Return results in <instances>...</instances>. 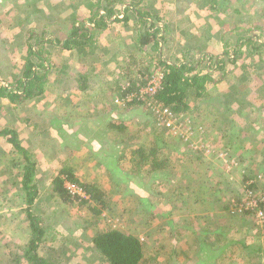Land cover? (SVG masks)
I'll return each mask as SVG.
<instances>
[{"label":"rangeland","instance_id":"obj_1","mask_svg":"<svg viewBox=\"0 0 264 264\" xmlns=\"http://www.w3.org/2000/svg\"><path fill=\"white\" fill-rule=\"evenodd\" d=\"M66 1L0 0V78L6 84L22 76L27 47L19 40L20 30L39 23H46L53 29L57 26L55 18L58 15L65 17L62 20L67 26L71 25L67 16L75 10L73 6L68 8ZM142 1L160 11L174 27L172 33L177 34L176 38L183 35L182 42L187 43L186 32L197 36L195 43L205 41L200 44H204L206 52L220 50L219 35L224 27H230L233 19L241 18L248 21V25L264 23V0H224L226 9L218 14L210 10L209 0ZM135 2L138 0H126L127 5ZM56 3L59 5L55 6ZM236 8L241 9L242 14H236ZM96 34L98 46L90 47L91 50L55 48L57 53L51 60L52 70L47 76L49 89L45 95L27 100L15 112L0 103V128L9 124L18 130L23 145L34 151L38 160L39 195L35 208L45 219L48 230L40 253L52 257L54 252L53 261L57 264H106L92 238L98 231L120 229L143 241L145 257L150 262L154 259L153 264L165 261L167 264H264V252L257 251L259 246L264 250V223L251 214L239 212L233 205V199L243 196L245 186L241 183V174L246 171L256 177L252 179L258 185L256 192L264 194V70L261 69L259 75L249 67L250 60L239 62L236 74L244 86H239L241 90L233 94L252 104L241 112L238 104L226 106L229 97L226 93L238 89V86L231 88L232 79L219 83L207 99L189 100L190 108L186 112L194 118L196 127L211 128L214 133L206 129V135L214 147L216 144L218 150L229 149L226 151L239 162L238 157L243 158V164L229 168L224 162L209 160L202 150H190L200 141V136L170 138L168 131L167 134L157 129L143 106L115 104V97L106 83L112 85L119 78V74L111 72L118 69L120 54H141L128 25L113 23L97 30ZM49 47L54 49L52 45ZM111 53L116 54L109 55ZM94 54L97 72L103 71L97 84L104 90L96 88L83 93L76 88V73L87 70L89 63L85 57ZM150 69L155 75L159 68L153 64ZM103 110L108 114L99 115ZM98 116L105 118L99 130H107L108 122H115L120 131L95 134L97 129L92 132ZM161 133L174 147L171 155L177 164L176 172L166 176H125L121 167L130 168L132 147L151 144ZM184 133V130L179 131L181 135ZM121 139L128 146L124 147ZM201 159L206 161L205 165ZM209 164L215 169L213 173H206ZM64 167L73 168L80 181L100 188L106 203H81L78 198L70 203L61 202L58 195H53L52 183L57 176L65 177ZM191 169L197 170L193 174L196 182L190 183L187 192L180 186L190 182L186 174ZM23 170L21 155L1 137L0 264H29L23 257L30 239L26 205L21 195ZM208 179L212 180L204 187ZM204 188H214L216 199L206 207L199 202L195 205L197 212L191 215V200H187V196L192 189L196 195V191H205ZM226 204L228 209L224 207ZM92 207L100 212L95 213ZM205 230H209L206 240L218 246L201 252L197 244L194 245L195 240L191 242L192 233L203 238L208 234Z\"/></svg>","mask_w":264,"mask_h":264},{"label":"trees","instance_id":"obj_2","mask_svg":"<svg viewBox=\"0 0 264 264\" xmlns=\"http://www.w3.org/2000/svg\"><path fill=\"white\" fill-rule=\"evenodd\" d=\"M223 1L209 0L210 10L215 14L224 13L226 7ZM66 2L68 8L73 6L75 10L73 14L67 16L70 17L71 25L67 26L62 20L65 17L61 18L58 15L55 18V20L58 19L56 22L58 27L53 26V29L46 23H39V25L27 29L24 27V31L23 29L20 30L21 37L19 40L27 47L22 76L15 79L11 84H6L0 78V103H3L7 110L15 112V109L22 107L27 100L35 99L38 95H45L46 89H49L47 76L52 70L51 60L57 53L55 48L82 51L91 50L90 47L96 48L98 46L96 31L112 26L113 23L131 27L137 50L141 54V56H136V54H132L133 52L131 55L121 53L117 63L118 69L111 72L113 75L119 74V78L112 85L109 82L106 83L115 97L117 106L124 107L131 104L143 106L140 101L137 102V95L140 88L153 77V71L150 69L153 64L163 73L162 87L157 91L155 99L175 112L190 115L186 111L190 108L189 100L191 98L207 99V96H211L217 90L219 83L229 79L234 80L231 88L238 86V89H233L232 93H226L229 96L226 106L238 104L239 112L246 106H252V104L246 103L248 101H243L240 97L238 98V95L233 94L241 90L239 86H244V82L236 74V71L239 62L247 59L250 60L249 67L254 68L256 74L260 75V70H264V23L248 25V21H242L241 18L233 19L230 22V27H224L219 35L220 50L206 52L203 47L204 44H200L205 43V41L195 43L194 40L197 36L194 33L186 32L187 43L180 40L183 39V35L176 38L177 34L172 33L174 27L149 2L138 0V3L135 2L130 5H127L126 0H67ZM58 5L56 3L55 6ZM123 5L126 6L121 8ZM82 12H85L86 15ZM234 12L242 14V10L239 8H236ZM132 19L134 22L130 26ZM64 24L65 27H60ZM230 34L232 37L228 36ZM190 41L191 44L188 43ZM51 45L54 47L53 50L49 47ZM115 54L109 55L115 56ZM85 58L89 67L86 71L76 73L78 83L76 88L83 93H89L90 90L96 88L104 90L102 86L97 84V79L103 74L102 70L97 72L99 68L94 61L97 56L94 54ZM237 82L240 85H237ZM67 99L69 100V98ZM143 107L151 114L157 129L168 134L167 127L158 124L156 115L146 106ZM230 110L227 108V111L230 112ZM104 111L99 112V115L108 114ZM85 115L88 116V113ZM89 115L91 114L89 113ZM92 115L94 116L93 113ZM104 120L105 118L98 116V119L93 122L96 125L91 128L92 132L97 129L95 134L109 130L120 131V127L115 122H108L109 129L99 130L100 127H103ZM4 125L5 127L0 128V138H6L24 161L21 195L26 205L25 211L29 220L30 239L27 241V249L24 251L23 257L27 259L29 264H57L53 261L54 252L52 257L40 253L48 230L45 227V219H42L35 208L39 195V187L36 183L39 170L38 160L34 151L23 145L18 130L8 126L9 124ZM206 129L211 134L214 133L211 132L210 127ZM77 132L74 134L77 135ZM169 135L170 138L175 139L170 133ZM122 143L124 147L128 146L123 139H121ZM172 146L166 142L164 134L161 133L156 136V140L151 144H137L132 147L129 157L130 168L126 170L121 167L124 175L127 177L131 175L166 176L176 172L177 164L171 155L174 148ZM167 148L171 149L167 151ZM222 150L229 149L222 148ZM238 158L240 159L239 164H241L242 158ZM201 161L205 165L206 161L203 159ZM196 172V169L188 170L186 176L190 182L181 185L180 188L187 192L190 191V183L196 182L193 175ZM62 173L66 179L80 184L89 195V198L78 197L81 203L91 204L92 201L100 204L106 203L104 192L95 185L80 181L73 168L64 167ZM254 176L247 171L242 173L241 183L243 187H250L257 191L256 181L247 184L249 180L256 179ZM65 177L57 176L53 180L52 190L53 195H58L61 202L70 203L74 199L64 186ZM210 181L207 180L206 183H203L204 187L209 185ZM198 195V191H196V195L189 193L187 200ZM89 206L91 208V205ZM224 207L228 209L229 205L226 204ZM92 209L95 210V213L100 212L96 207H92ZM92 240L106 264H153L154 259L150 262L145 257V244L133 234L120 229H105L98 231ZM258 250L264 252L260 246L257 248ZM164 264H167V261Z\"/></svg>","mask_w":264,"mask_h":264},{"label":"built area","instance_id":"obj_3","mask_svg":"<svg viewBox=\"0 0 264 264\" xmlns=\"http://www.w3.org/2000/svg\"><path fill=\"white\" fill-rule=\"evenodd\" d=\"M162 80L163 73L158 69L157 73L140 88L137 102L140 101L143 106L151 110L156 115L158 124L167 127V131L175 138L180 136L179 139H182L186 135L200 136V141L192 145L190 150H202V154L209 157V159L214 158L221 163L224 162L229 168L238 166V159L232 157L225 150H218L216 144L214 147L212 141L206 135V129L203 126L196 127L197 123L194 122L192 116L184 115L178 111L175 112L155 99L157 91L162 87ZM182 130L185 131L183 135L179 134V131ZM194 130L197 132H194ZM252 182L251 179L247 184ZM64 186L74 199L78 197L89 198L85 189L78 183L65 179ZM233 205L238 208L239 212L251 214L257 218L258 222L264 223V194L257 193L253 188L244 187L243 196L239 200L233 199Z\"/></svg>","mask_w":264,"mask_h":264},{"label":"crops","instance_id":"obj_4","mask_svg":"<svg viewBox=\"0 0 264 264\" xmlns=\"http://www.w3.org/2000/svg\"><path fill=\"white\" fill-rule=\"evenodd\" d=\"M84 118H85V116H84ZM84 120L85 119H82V122H84ZM70 130V129H69ZM240 156L242 157L243 156V154H240ZM210 160V159H209ZM242 164H243V158H242ZM210 165V164H209ZM213 167H211V165L210 166H208L207 167V170H206V173H213V171L215 170H213L212 169ZM215 168V167H214ZM212 179H213V177H212ZM212 179H208V180H212ZM193 190L194 189H192L191 190V193L193 192ZM204 190L205 191H198L199 193L200 192H202V193H200L198 196H196V197H193L192 199H191V215H193L194 213H196L197 211L195 210V208H196V206H197V204L200 202V203H203V205H205V207L207 206V204H210L211 203V201H213L214 199H215V196H216V193L214 192V191H212V189H209V188H207V190H206V188H204ZM199 200V201H198ZM192 203H194V204H192ZM196 205V206H195ZM193 206H195V207H193ZM198 214L199 213H197V216H198ZM201 214V213H200ZM209 214V213H208ZM207 215V214H206ZM207 220V219H206ZM205 222H207L208 223V220L207 221H205ZM208 231L209 230H205L204 231V233H208ZM192 233V232H191ZM192 235H193V239L191 240V242H194V240H195V242H194V245L195 244H197V247H199L201 250V252L202 251H205L207 248H208V250L209 249H211V248H214V247H216V246H218L215 242H213V241H210V239L209 240H206L207 239V236L209 237V233L208 234H205V236L203 237V238H201V237H199V236H197L196 237V235H194L193 233H192ZM193 247V246H192ZM196 247V248H197ZM197 254H199V253H197ZM196 253H195V255H197Z\"/></svg>","mask_w":264,"mask_h":264}]
</instances>
